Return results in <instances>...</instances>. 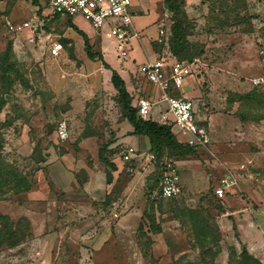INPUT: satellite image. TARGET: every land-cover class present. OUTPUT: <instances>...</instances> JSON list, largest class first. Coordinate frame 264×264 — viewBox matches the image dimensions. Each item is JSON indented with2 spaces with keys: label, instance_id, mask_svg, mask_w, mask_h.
<instances>
[{
  "label": "rangeland",
  "instance_id": "rangeland-1",
  "mask_svg": "<svg viewBox=\"0 0 264 264\" xmlns=\"http://www.w3.org/2000/svg\"><path fill=\"white\" fill-rule=\"evenodd\" d=\"M36 2L33 5L31 0H0V18L6 16L15 21L31 18L37 23L32 42L25 39V34L11 36L0 27V54L10 42L15 59L14 68L5 73L12 83L4 88L6 81L0 79V158L26 178L29 189L34 187L33 174L40 161L60 160L64 153L75 155L79 150L77 143L85 137H91L90 145L83 143L85 152H78L75 159L116 158L118 147L110 144L115 126L122 118L117 93L109 85L108 72L101 61L86 57L82 38L68 26L67 17L53 20L47 14L44 0ZM136 2L146 5L145 13L154 14L148 33L162 24L169 36L170 26L180 14L167 8L166 3L178 5L184 14L185 40L197 60L182 91L192 94L196 115L210 137L211 154L193 149L182 157L170 154L162 160H226L227 168L238 171L250 160V183L246 185L249 190L239 191L237 196L243 203L249 202L256 224L258 218H264V104L247 94L264 92V86L251 83L260 74L257 47L264 43V0ZM131 5L135 6L133 1ZM76 18L70 21L86 34L91 51L105 54L109 62L117 64L114 41L104 35L107 29L83 28ZM139 37L157 51L162 47L151 41L152 35L140 33ZM54 40L61 43L62 50L51 56L47 47ZM105 45L109 51L102 53ZM164 46L169 51L166 40ZM121 66L133 85L135 65L130 69ZM129 93L134 94L132 90ZM60 122L65 124L67 132L63 139L56 132ZM158 172L154 169L144 176L142 190L123 193L120 185L116 186L113 199L117 207L120 209L128 200L131 206L139 208L140 217L132 221L130 232L122 235L119 231L101 244L94 243L93 237L97 233V237H105V231L100 228L105 220L113 221L109 213L77 212L76 199L62 197L52 186L38 189L43 191L38 195V190L30 194L23 191V183L15 186L10 181L1 185L0 264H235L241 261L238 253L242 245L235 240V229L232 226L231 232L226 226L229 234L225 233L216 222V214L223 211L224 198L211 195L206 205L197 204L194 208L176 197L151 201L149 192L156 186ZM123 176V181L130 177L128 173ZM162 210L165 216L159 215ZM159 217L164 230L171 229L177 220L183 234L180 241L152 253L148 232L161 229L156 221ZM172 218L175 220L169 222ZM10 224L13 231L17 228L14 242L5 238Z\"/></svg>",
  "mask_w": 264,
  "mask_h": 264
},
{
  "label": "crops",
  "instance_id": "crops-1",
  "mask_svg": "<svg viewBox=\"0 0 264 264\" xmlns=\"http://www.w3.org/2000/svg\"><path fill=\"white\" fill-rule=\"evenodd\" d=\"M131 1L135 4V6H132L133 14H135L133 16L134 27L139 33L152 35L151 41H153L156 34V28L149 33L147 32V29L148 24L154 19V14L145 13L144 10L146 9V5H140L136 0ZM150 15L151 17L149 18ZM76 20L79 24L75 20L73 21L81 27H89L84 22V19L82 20V18L78 17ZM106 45L102 47V53L104 51L105 53L109 51V48H107ZM161 46V49L157 51L156 49L151 48L142 37L133 40L129 56L123 60L125 62L128 61L127 64L123 63V61L117 57L118 63L113 64L108 61L105 54L102 55L103 60L114 69L123 80L125 89L131 97V102H134V95L136 93L147 97L153 102L154 110L152 112V117H158V111H161L164 108V104L158 100V90L146 82L137 72V66L145 60H154L159 57L172 58L171 53L164 48V43H162ZM121 64L129 69L132 64L135 65L136 71L134 79L136 80H133V85L132 79L128 73L121 69ZM105 70L108 72L107 81L109 85H111L109 82L110 71L108 69ZM131 90L134 93L133 95L129 93ZM182 92L192 99L193 96L192 94L188 95V91L185 90V92ZM115 127V136L110 147H118V150L116 151L117 156L112 160H106L111 164V167L104 162L94 160L93 158H91V160L75 159V155H77L78 152H85L84 148L81 146L83 143L86 144L89 142L90 145L91 137H85L82 142L80 141L77 143L79 150L75 155L74 153H64L59 157L60 160L40 161L39 168L33 174V177H35L34 187L32 186L27 190V193L29 192L28 194H30L34 193L35 190L49 189V186H52V188L57 189L58 193H61L62 197L71 196L76 199L77 203H75V205L78 207H76L77 212L83 214L85 211L89 213L90 210H94L99 214H104L106 212L109 213V215L113 217V221L111 220L109 223L108 220H105V225L100 228L105 231V237L101 238L100 235L97 237L98 233L93 237L94 243L98 244H101L104 239H109L114 236L115 233L117 234L119 231L122 235L126 234V232H130L132 221L136 219L138 220L140 217L139 208L137 206V208L131 206L128 200L126 203H124L125 201L122 203L120 209L117 207L116 202L113 199L116 186L119 184L120 186H118L122 189L123 193L129 192L130 189H135L136 191L142 190L145 181L144 176H147L150 171L155 169L154 158L149 152L147 137L144 135L130 134V131L132 130L131 126L122 118L120 123ZM123 130L124 132H121ZM208 147L209 144L206 148H195L194 150H206L211 154ZM126 148H132L134 154L139 156L138 160L134 158V161H132L135 167L133 172H127L125 170L124 164L119 157L120 151ZM70 154L72 156H70ZM151 155L153 160L149 159ZM174 161L178 175V193L174 197L182 199L185 205L189 208H194L197 204H207L211 195L216 199H220L213 194V188L216 186L218 179L227 174H230L233 177L235 183L227 188V192L231 194L227 195V192L225 193L223 196L224 201L221 202L223 211L216 214L218 229L229 234L226 226L231 232L233 226V229L236 231L235 240L237 244H241L250 255L258 259L261 264H264V218L261 217L258 218V220L255 219L256 224H254V220L252 219L253 214L251 215V213L254 212H252L253 209H251L249 202L243 203L239 196H237L239 191L249 190V187H246V185H248V182L250 183V180H248V177L251 176L250 160H246V163L242 166L243 169L239 171L227 168L229 165L226 164V160H193L179 158L174 159ZM106 172H108V179ZM124 173L130 175L125 181L122 179ZM120 181H122V183ZM39 190L36 193L41 195L43 191ZM210 190L212 194L210 193ZM248 196L251 195L249 194ZM165 199L170 198H160L159 200ZM163 211L164 210H162V213H159V215L165 216ZM94 213L95 212H93V214ZM98 218L102 217L98 216ZM161 218L159 217L156 220L157 222H160V227L162 221ZM174 220L175 218H172V220L168 221L170 222ZM256 225H258L259 228H257ZM171 227V229L167 227V230H164V228L161 227L160 230L156 229L153 232H148L151 240L150 246L152 253L163 251L167 248V244H172L181 240V235L183 233L180 231L181 228L178 221L175 220ZM173 238L176 240H173Z\"/></svg>",
  "mask_w": 264,
  "mask_h": 264
},
{
  "label": "built area",
  "instance_id": "built-area-1",
  "mask_svg": "<svg viewBox=\"0 0 264 264\" xmlns=\"http://www.w3.org/2000/svg\"><path fill=\"white\" fill-rule=\"evenodd\" d=\"M47 14L59 13L65 16H78L84 19L92 29L106 28L104 35L114 41L115 56L125 60L133 40L139 39L140 33L133 25V10L131 0H44ZM0 27L9 35L25 34L28 42L33 41V34L37 28L35 19L12 20L6 16L0 18ZM154 42L162 44L167 37V31L162 24L156 27ZM62 50L58 40L52 41L47 51L51 56H56ZM257 60L260 74L251 79L254 86L264 82V43L257 47ZM196 58L190 61L159 57L154 60H145L138 64L137 72L151 86L159 92V98L164 108L158 111V117H152L154 104L147 97L136 93L132 106L137 115L142 119L168 125L175 139L184 145L195 148H206L210 142L207 127L201 123L196 115L193 100L182 92V86L187 78L192 75ZM57 135L60 139L66 137V127L63 122L57 124ZM119 157L127 172H133L132 163L134 154L132 148L120 151ZM152 158V155H151ZM160 175L157 185L150 192V199L171 198L178 193V175L173 159L161 161ZM235 183L230 174L218 179L213 188L216 197H223L227 188Z\"/></svg>",
  "mask_w": 264,
  "mask_h": 264
},
{
  "label": "trees",
  "instance_id": "trees-1",
  "mask_svg": "<svg viewBox=\"0 0 264 264\" xmlns=\"http://www.w3.org/2000/svg\"><path fill=\"white\" fill-rule=\"evenodd\" d=\"M31 3L33 5H36V0H31ZM166 7L173 10L174 13L180 14V16L176 17L170 26V33L169 36L166 38V42L169 46V52L171 55L177 59V60H183V61H190L193 56L189 52V42L185 40L186 30H185V23L186 19L184 17V14L179 10L178 5H173V3L167 4ZM62 14L55 13L52 15V19L56 20L59 18V16ZM65 16V15H64ZM67 17V23L68 26L73 29L79 36H81L83 41V50L86 55V57L90 60L97 58L101 61L103 68L108 69L110 71L109 75V82L117 93V99L118 103L121 109V117L122 119H125L127 123L131 126L130 134L133 135H144L148 139L149 143V152L153 155L154 158V166L155 169H158V175H157V181L158 177L160 175V168H161V161L162 158L166 155L173 154L177 157H182L184 155L189 154L194 148L189 147L187 145L179 143L173 133L171 132V129L168 125L161 124L155 121H152L150 119H142L140 118L137 113L135 107L132 106L131 103V97L127 93L125 89V85L121 77L118 75V73L112 69L106 62L102 60V56L100 53L92 52L91 47L88 44V39L86 34L78 29L71 21L72 17ZM155 44H158L154 42ZM11 43L8 42L4 52L0 54V79L5 82L4 88L7 87V85L11 84L12 81L9 80V76H5V73H8L14 68L15 59L13 57V54H11ZM11 60V61H10ZM264 86V82L257 86ZM249 97L254 98L258 102H262L264 104V92L261 93H255L254 91L247 94ZM246 95V96H247ZM2 98H0V106ZM98 159L102 162H104L106 165H109L111 167V164L104 160L101 156H98ZM2 160L0 158V186L4 185L7 182H12L15 184V186H19L23 183V191H27L30 187V185L26 182V178L24 176H20V174H17L16 170H14L13 167L10 166V164H2ZM4 165V168H3ZM38 169V168H37ZM36 169V170H37ZM106 176L108 179V172H106ZM13 184V185H14ZM157 185V182H156ZM1 191V190H0ZM151 192V190H150ZM149 192V196H150ZM219 198V197H217ZM221 197L220 199H222ZM159 199H151V201H158ZM12 224L8 226V229L6 231L5 238L11 240L14 242L17 240L15 229L14 231L11 229ZM2 235L0 237V243L2 242ZM238 255L241 257V261H237L235 264H261L258 259L250 255L246 249L241 246L240 251ZM226 264H230L227 262Z\"/></svg>",
  "mask_w": 264,
  "mask_h": 264
}]
</instances>
